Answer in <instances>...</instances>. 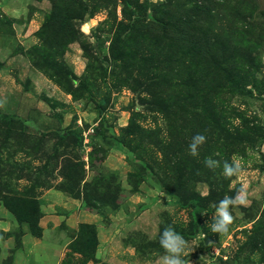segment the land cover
Here are the masks:
<instances>
[{"label":"rangeland","instance_id":"1","mask_svg":"<svg viewBox=\"0 0 264 264\" xmlns=\"http://www.w3.org/2000/svg\"><path fill=\"white\" fill-rule=\"evenodd\" d=\"M0 103V264H264V0H0Z\"/></svg>","mask_w":264,"mask_h":264},{"label":"clouds","instance_id":"2","mask_svg":"<svg viewBox=\"0 0 264 264\" xmlns=\"http://www.w3.org/2000/svg\"><path fill=\"white\" fill-rule=\"evenodd\" d=\"M3 104L0 103V107ZM206 136L197 133L191 138L188 146L189 154L192 156L199 155V147L206 142ZM205 166L210 170L222 168V175L225 178L239 177L243 174V169L239 161L233 159L232 162L220 161L208 157L205 159ZM204 192L203 195H208ZM251 201L246 185H241L236 189L233 196L225 195L218 203L214 204L215 215L211 217V231L216 234H226L230 230V226L234 223L235 217L232 209L236 207H248ZM159 244L164 250V255L160 257V264H191L190 261L184 259L187 256L188 242L183 235L178 233L172 225L166 226L159 238Z\"/></svg>","mask_w":264,"mask_h":264},{"label":"trees","instance_id":"3","mask_svg":"<svg viewBox=\"0 0 264 264\" xmlns=\"http://www.w3.org/2000/svg\"><path fill=\"white\" fill-rule=\"evenodd\" d=\"M213 46V45H212ZM70 136V134L68 135H63V138L65 139V138H67V137H69Z\"/></svg>","mask_w":264,"mask_h":264}]
</instances>
